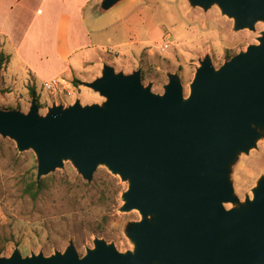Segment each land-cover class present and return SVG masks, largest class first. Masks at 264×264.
<instances>
[{"label": "water", "instance_id": "1", "mask_svg": "<svg viewBox=\"0 0 264 264\" xmlns=\"http://www.w3.org/2000/svg\"><path fill=\"white\" fill-rule=\"evenodd\" d=\"M189 1L203 8L216 2L237 29L264 22V0ZM257 41L218 69L204 59L186 97L176 75L155 95L140 71L124 76L104 65L101 77L83 84L105 98L101 106L76 100L41 116L32 96L26 114L0 110V135L35 152L37 181L69 158L91 183L103 164L128 181L120 211L142 216L125 228L133 253L96 240L84 257L72 244L46 258H23L16 249L0 264H264V178L252 200L224 207L237 201L229 164L264 129V32Z\"/></svg>", "mask_w": 264, "mask_h": 264}, {"label": "rangeland", "instance_id": "2", "mask_svg": "<svg viewBox=\"0 0 264 264\" xmlns=\"http://www.w3.org/2000/svg\"><path fill=\"white\" fill-rule=\"evenodd\" d=\"M80 2L82 20L76 11L79 0H0V26L9 28L11 39L20 42L27 31L21 56L13 53V66L6 64L0 72V110L28 113L31 87L41 116L52 106L67 107L76 100L82 107L101 106L105 98L83 84L101 77L104 65L124 76L140 71L141 84L155 95H162L169 76L176 75L186 97L204 59L218 69L248 46L257 45L264 32L263 21L252 29L235 28L234 18L216 2L207 8L193 6L189 0H117L109 7L105 0ZM68 45L84 47L70 60L72 68L54 77L63 81L56 92L45 91L42 86L61 70L59 56ZM0 51L4 52L1 41ZM25 70L39 76L35 79ZM257 133L254 147L238 151L228 166L237 201L224 204L227 210L252 200L253 189L264 178V129L257 128ZM36 165L32 149L19 151L14 140L0 135V257H9L17 249L23 258H46L64 254L72 244L84 257L96 240L113 245L120 254L134 252L125 228L141 222L142 216L136 210L120 211L127 180L99 164L94 187H86L75 164L65 158L47 175L45 190L33 202L23 188L32 175L35 178ZM108 182L112 187L107 188ZM114 188L120 191L117 196ZM100 189L106 193L103 199Z\"/></svg>", "mask_w": 264, "mask_h": 264}, {"label": "crops", "instance_id": "3", "mask_svg": "<svg viewBox=\"0 0 264 264\" xmlns=\"http://www.w3.org/2000/svg\"><path fill=\"white\" fill-rule=\"evenodd\" d=\"M19 1V0H18ZM81 5V2L79 0V3L76 7V11L78 10V13H80V18L81 20L83 19L81 16V9L79 8ZM37 13H40V10H37ZM7 14V12H6ZM1 15V14H0ZM3 23V22H2ZM5 24L3 23L2 26H0V41L1 44H3V49H4V54L8 55L10 57L9 63L10 66H13V53L16 55H20L22 53V49L24 48V40L26 39V35H27V31L25 32V34L23 35L22 39L20 40V42H15L11 39L10 35V30L9 28L6 26H4ZM9 41V42H8ZM4 42H6L4 44ZM19 44V46H18ZM84 46L81 47H72L71 45H68L66 49L61 51V57L59 56V59H61V70L59 72H57V74L55 76L52 77V79L58 75H61L62 73H64L66 70L72 68V66L69 64L70 60L72 59L73 55H75L78 51L82 50L81 48H83ZM88 47V46H86ZM2 52V51H0ZM8 63V64H9ZM12 63V64H11ZM29 69V68H28ZM26 72H31V70H25ZM24 71V72H25ZM32 73V72H31ZM34 78L36 79V76H39L38 73L33 72L32 73Z\"/></svg>", "mask_w": 264, "mask_h": 264}, {"label": "trees", "instance_id": "4", "mask_svg": "<svg viewBox=\"0 0 264 264\" xmlns=\"http://www.w3.org/2000/svg\"><path fill=\"white\" fill-rule=\"evenodd\" d=\"M10 57L6 54H4L3 52H0V72L2 71L3 67H5L6 64L9 63ZM78 81H74V84H77ZM30 95L31 96H35L36 98V103H37V107L38 109L41 108L39 102H38V97L36 96V92H35V88L31 87L30 88ZM11 110V109H10ZM50 178L48 176L42 177L41 179H39L37 181L36 179V175L35 178L33 179V175H32V179H30L28 182L25 183V186L23 188V194L25 196H27L28 198L31 199V201L35 202L38 200L39 196L43 193V191L45 190V183L49 180ZM84 181V180H83ZM84 184L86 187H94L95 185V179L92 180L91 183H87L84 181ZM107 188L112 187L111 182H108L107 184ZM119 190L114 188V196H117L119 194ZM99 197L101 199H103L106 195L105 191L103 190H99L98 191ZM95 232L103 234L102 229H96ZM3 250L0 249V254H2ZM1 258V257H0Z\"/></svg>", "mask_w": 264, "mask_h": 264}, {"label": "built area", "instance_id": "5", "mask_svg": "<svg viewBox=\"0 0 264 264\" xmlns=\"http://www.w3.org/2000/svg\"><path fill=\"white\" fill-rule=\"evenodd\" d=\"M63 83V81L57 79V78H53L49 81H46L44 82L42 88L45 90V91H48V92H56V90L59 88V86Z\"/></svg>", "mask_w": 264, "mask_h": 264}]
</instances>
